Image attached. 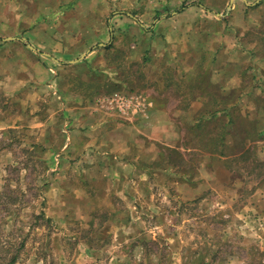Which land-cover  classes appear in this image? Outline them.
<instances>
[{
  "label": "crops",
  "instance_id": "0c3cea01",
  "mask_svg": "<svg viewBox=\"0 0 264 264\" xmlns=\"http://www.w3.org/2000/svg\"><path fill=\"white\" fill-rule=\"evenodd\" d=\"M242 1L0 0V25L36 26L47 49L29 47L32 58L53 60L54 69L50 61L49 68L26 61L41 71L27 89L0 84L8 97L0 100V137L23 135L43 164L42 212L62 259L68 261L61 239L75 241L78 261L90 242L101 249L107 238L147 240L148 218L174 217L245 178L232 164L243 160L236 151L240 118L253 127L250 141L264 143V52L240 30L239 16L252 6ZM112 51L127 65H144L134 73L140 84L88 94L58 77L51 82L57 70L63 77L80 69L88 85V73L98 78L111 69ZM116 96L136 104L125 114L112 111L105 100ZM249 152L264 163L260 147ZM262 177L250 198L257 204L264 203ZM74 222L90 240L69 234Z\"/></svg>",
  "mask_w": 264,
  "mask_h": 264
},
{
  "label": "rangeland",
  "instance_id": "374dc122",
  "mask_svg": "<svg viewBox=\"0 0 264 264\" xmlns=\"http://www.w3.org/2000/svg\"><path fill=\"white\" fill-rule=\"evenodd\" d=\"M245 2L252 6L244 9L243 14L239 16L244 19L240 23V30L246 35V39L255 38L253 42H257L259 50L264 52V0ZM178 12L184 11L180 9ZM9 13L11 14V11ZM82 14H85V10ZM85 28L86 26L83 27L84 36ZM109 28H112L111 25ZM57 29L59 30V27ZM36 30V26L30 25H0V84L4 83L11 88L23 87L22 85L26 89L30 87L36 76L41 77V71L33 69L34 67L26 64V61H34L35 65L42 62L47 68L49 66L46 62L50 61V66L54 69L53 60L48 61V57L32 58V49L29 47L47 49L38 41L39 36L34 35ZM8 38L13 40L3 41ZM108 60L111 69L99 73L98 78H93L88 73V85L80 79V69L64 72L63 77H60L57 70V76H51V82L58 77L73 88L88 90V94L93 89L100 93H115L121 90L122 86L142 82L141 76L134 73H138L137 69L143 73V64L127 65L124 57L113 51ZM77 74L79 76L76 77ZM0 87V100L5 102L8 97L5 96L3 87ZM29 100L27 103L31 104L32 100ZM55 104L58 106L56 102ZM12 109L15 110L14 107ZM260 109L264 110V106ZM259 115L264 116V112H259ZM249 127H252L250 122L246 118H240V141L236 145V151L243 152L250 146L253 149L260 147L263 150L260 157L263 159L264 143H257L253 139L246 145L241 144V137L245 136ZM210 135V138L215 136L213 133ZM18 136L20 137H16L13 142L0 137V153L4 152V149L8 152L7 156L0 160V242L3 243L0 247V264L8 263L21 239L25 237L26 248L21 252L16 264H264V203L250 201L256 184L260 183L264 175V163L258 162V156L256 159L255 155L247 154L240 163L232 164L234 168L241 167L245 177L236 179L232 190L228 188L222 190L221 194L210 193L201 204L193 203L181 209L174 217L167 214L160 218H148L147 240L118 244L107 238L109 240L101 249H98L96 242H90L92 249L83 250L78 261L74 259L79 256L75 253V241L61 239L68 259L65 261L60 257V249L55 247L57 242L54 241V225L45 220L42 212L45 206L41 197L42 186L46 181L44 179L48 178L47 174L43 164L36 158L35 151L26 144V138L23 135ZM200 173L206 180L213 179L206 171ZM200 173L196 176L200 177ZM197 195V190L194 194H187L190 197ZM168 204L162 203L164 206ZM38 216L43 217L39 222L36 220ZM68 231L69 234H78L90 240V235L79 228L76 222ZM17 232L18 235L14 236Z\"/></svg>",
  "mask_w": 264,
  "mask_h": 264
},
{
  "label": "trees",
  "instance_id": "16d2710c",
  "mask_svg": "<svg viewBox=\"0 0 264 264\" xmlns=\"http://www.w3.org/2000/svg\"><path fill=\"white\" fill-rule=\"evenodd\" d=\"M251 130H253V127H249V129L247 128V130L245 132L246 133L245 136L241 137V144L243 143L244 145H246V143L250 142V138L248 137V135L250 134ZM210 137H212V136L210 135ZM209 140L212 143V145L216 142V138H214V137L210 138ZM249 151H250V148L248 147V149H247V147H246L245 151H243L244 152L243 153V157H242L243 159L245 158V155H247V154L249 155L250 154ZM41 219H43L42 216L36 217L37 222H39ZM38 224L39 223H37V226H38ZM18 232L16 234H14V236L18 235ZM0 239H2V233H0ZM26 242H27V237L21 239L20 244L17 247L13 257L8 261L7 264H16L19 261L21 252L23 250H25V248H26V244H27ZM1 246H3L2 242H0V247Z\"/></svg>",
  "mask_w": 264,
  "mask_h": 264
},
{
  "label": "built area",
  "instance_id": "2783aa9c",
  "mask_svg": "<svg viewBox=\"0 0 264 264\" xmlns=\"http://www.w3.org/2000/svg\"><path fill=\"white\" fill-rule=\"evenodd\" d=\"M105 104L107 108H110L112 111H117L120 114H125L128 112L132 105L135 106L136 100L130 97L116 96L106 98Z\"/></svg>",
  "mask_w": 264,
  "mask_h": 264
}]
</instances>
